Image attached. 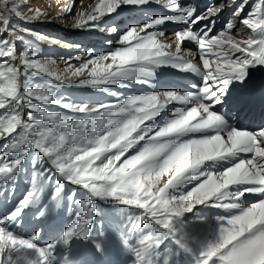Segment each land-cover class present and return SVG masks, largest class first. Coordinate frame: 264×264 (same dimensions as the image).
<instances>
[{"label": "snow or ice", "instance_id": "snow-or-ice-1", "mask_svg": "<svg viewBox=\"0 0 264 264\" xmlns=\"http://www.w3.org/2000/svg\"><path fill=\"white\" fill-rule=\"evenodd\" d=\"M75 4L73 0L61 11L71 13ZM153 4L168 14L153 17L130 28L118 40L108 41L119 45L112 52L96 56L88 51L86 56L68 57L61 73L53 67L57 60L37 58L38 41L49 45L61 42L23 26L43 13L33 12L20 0H0V186L15 178L32 149L42 154L46 164L34 172L29 191L16 208L0 216V264H52L58 246L67 248L74 239L103 237V230L94 223L96 198L138 210L126 220L130 231L141 234L135 241L121 240L134 264H175L178 253L189 255L192 264H256L257 257L264 255V199L250 206H242L241 201L248 192L264 193V127L249 132L230 123L239 104L231 96L233 89L248 88L252 71L264 69V16L260 11L264 0L239 20L243 28L238 29L234 22L244 11L241 2L233 20L215 33L213 18L236 0H223L200 14L186 0H97L76 14L73 27L98 28L103 17L122 5ZM25 8L33 14L25 15ZM205 21L208 23L200 28ZM169 23L179 26L171 33V40L162 28ZM233 30L247 38H235ZM17 42L23 44V50H18ZM185 42L194 44L195 50L186 52ZM73 60L80 61L79 66ZM161 65L198 77L195 91L132 95L113 105L96 107L64 103L50 92L58 85L99 90L120 85L122 80L150 78L151 69ZM85 74L87 78L79 82L72 79ZM41 75L47 78L46 85L34 87L33 77ZM255 95L264 113V88ZM44 104L82 115L49 113ZM170 104L179 106L169 109ZM166 110L169 119L162 126L149 123ZM33 113L42 119L37 120ZM138 144L140 147L129 154ZM208 161L227 166L220 172H209L201 167ZM53 173L57 186L51 200L57 206L65 181L85 190L86 199L77 201L74 193L69 195L68 199L78 205L75 219L58 242L40 245L38 233L17 236L10 225L38 200ZM193 183L191 190L181 191L182 186ZM198 205L222 208L229 215L217 218L215 236L193 255L183 217ZM165 241L175 244L178 252L162 248ZM96 249L103 252L101 243Z\"/></svg>", "mask_w": 264, "mask_h": 264}, {"label": "bare ground", "instance_id": "bare-ground-1", "mask_svg": "<svg viewBox=\"0 0 264 264\" xmlns=\"http://www.w3.org/2000/svg\"><path fill=\"white\" fill-rule=\"evenodd\" d=\"M199 2L196 8L197 14L203 12L205 8L213 4H219L218 0H195ZM240 0H236V4H229V8L235 10ZM73 0H40L41 5L32 8L28 3H23L27 7L33 9V12L39 10L46 11L50 20L49 22L44 20L45 16H40L39 19L35 20L37 30H42L41 35L50 37L60 41L54 45H49L46 52L50 50L58 52L59 58L58 64H64V60L68 57H75L77 55L86 56L88 51H91L94 55L99 56L104 53H109L112 49L116 50L119 45L115 43H108V41H115L125 34L130 28L134 26L142 25L148 22L151 18L156 16L167 15L165 9L157 5L147 6H133V5H122L117 8L110 15H106L99 22L98 28L85 27L83 29H77L73 27L74 19L76 14L81 11H86L89 5L97 2V0H76L75 8L71 13L62 12L61 8L66 4H71ZM191 3L192 0H186ZM259 3L253 2L251 7ZM194 6V5H193ZM55 7V8H54ZM217 17H214L215 27L213 32L220 31V24L223 22L225 17L224 11ZM261 15L264 16V8H261ZM63 13V14H62ZM25 15H32L29 13L27 8L24 9ZM234 18V13L232 15ZM59 17V18H57ZM238 18V17H237ZM38 22V23H37ZM238 22V21H234ZM91 23V22H90ZM208 21L202 22L199 25L200 28L204 26ZM177 24L169 23L162 26L166 33L171 34ZM225 25V24H224ZM224 27V26H223ZM103 29V30H101ZM108 29H114L113 33L107 31ZM247 34L250 35V30H247ZM233 35L237 39H243L236 35L233 30ZM174 39L171 35L169 39ZM17 42V48H21ZM61 44L73 45L71 47H62ZM74 45H78L75 47ZM195 45L190 42H185V51L195 50ZM53 59V58H51ZM72 63L75 66H79L80 61L73 60ZM166 68V72L171 74L166 84L162 85L160 90L157 89L156 83H159V79L154 77L153 74L149 79L148 83L143 85L135 86L130 89L114 88L115 96L125 97L128 93L133 95L137 92H147V94H157L161 92H193L194 84L199 83V78L190 72L180 71L175 67L168 65H161L151 69L154 71L156 68ZM160 69V71H161ZM159 71V73H160ZM164 77V78H165ZM176 84V82H179ZM261 88H264V69L253 70L251 73L249 87L233 89L231 96L234 100H238L239 104L235 107L232 112H235V116L232 117L230 123L237 129H246L249 132L256 131L258 128L263 127L260 119L264 113L261 112V101L258 93ZM163 89V90H162ZM120 94H118V92ZM99 98V102H103L110 95L108 92L96 93ZM95 98V97H94ZM91 99V101L94 100ZM179 105H169L168 108L178 107ZM258 114V115H257ZM169 119L168 111L162 112L154 121L149 122L153 126H162L166 120ZM193 136H199V134H190ZM144 143L143 141H141ZM140 142V144H141ZM138 144L135 148L131 149L132 152L136 151V148L140 147ZM222 163L224 162H205L201 167L209 172H220L224 170ZM46 166L45 158L41 153L32 149L28 155L25 156L19 170L15 174V178L7 181L6 184L0 186V216H7L13 211L18 203L24 198L25 194L29 191V181L32 179L35 171L40 170L41 165ZM226 164V163H225ZM64 192L62 194L59 205L57 206L54 201L51 200L54 189L57 186L56 174H51V178L41 189V194L38 200L26 207L20 217L10 225L11 230L17 236L28 237L35 234L38 235V243L40 245L50 244L58 242L63 235L67 227L73 222L78 212V205L68 199L69 195L74 193V199L84 200L86 199L85 190L78 189L77 186L68 184L66 181L63 182ZM193 184H187L182 186L181 191L187 192L191 190ZM234 188V186H230ZM237 187V186H236ZM210 203V202H206ZM97 215L94 223L97 227L103 230L104 236L88 240L74 239L69 247L58 246L52 257V264H134V257L132 254L124 251L121 240L128 239L135 241L140 232L130 231L131 225L127 222L126 217L134 214L138 210L132 209L129 206L108 203L103 199L96 198L95 200ZM43 213V214H42ZM229 215L222 208L218 207H205L204 205L195 206L193 211L185 214L183 217L186 222L187 231L185 235L188 239L189 247L192 249L193 255L199 251L201 246L206 242L213 239L216 234L217 218L227 217ZM199 217L200 219H197ZM144 231H147L145 229ZM101 243L103 252H98L96 244ZM162 248H167L170 251H177L176 245L171 241H165ZM175 264H192L191 257L184 253H178L175 257ZM256 264H264V255L258 256Z\"/></svg>", "mask_w": 264, "mask_h": 264}, {"label": "rangeland", "instance_id": "rangeland-1", "mask_svg": "<svg viewBox=\"0 0 264 264\" xmlns=\"http://www.w3.org/2000/svg\"><path fill=\"white\" fill-rule=\"evenodd\" d=\"M20 2L21 3H28L30 6H32V8L37 7L38 5H41V4H39L40 0H20ZM222 2H223V0H219V4ZM241 2H243L245 4V7H244V11L240 13V15H241L240 19L246 17L251 11H253L254 6L251 7V4L253 2H257V0H240L237 7L241 4ZM193 7L196 9L197 6L194 5ZM227 8L224 11L225 15L227 14L226 12L229 11V9H227ZM41 12L43 13V16H45L44 20L49 22L50 17L48 14H45L47 12L42 10V8H41ZM230 16H232V15H230ZM226 18H227V21L232 19V17H226ZM223 22L226 24L225 20ZM223 22L219 26L220 30L224 26ZM238 22H237V28L238 29L243 28V25H240ZM20 23L24 24L23 21H20ZM23 26L26 28L32 29L36 33H39V34L43 33L42 30H40V29L37 30V27H35L36 26L35 20L29 21L28 23L24 24ZM236 31L237 30H235V32ZM244 33H248L247 29H244ZM237 36H240L243 39L247 38V35H245V34H241V35H237ZM30 38L34 39V37H30ZM18 43H19L18 45H20V47H21V48H18V50H23V47H24L23 44L21 42H18ZM37 43L40 45V52H39L37 58H39L41 60L51 59V58H53V59L59 58L60 55H58V52L56 53L53 50H50L49 53L46 52V49L49 46L48 43H46L45 41H38ZM112 51H114V49H112ZM53 67H55L56 69H58L62 73L65 65L58 64L57 66H53ZM160 69L156 68L154 71H152L154 77H152L153 79L151 78L152 80H154L155 77L157 79H159L160 82L156 83L158 90H160L162 85L166 84V82L169 80L168 78L165 77V75H167V73H168V72H166V68L164 67L163 69H161V71H160ZM159 71H160V73H159ZM168 75H171V74L168 73ZM85 78H87L86 74L84 77H72V79L76 82H79V80L85 79ZM149 79H150L149 77H137L136 80H134V81L122 80L120 82V85H122V86H120V85H109V86H107L105 88H101L99 90L93 89L90 87H73V86H69V85H58V86L52 87L50 89V92L54 97H56L58 99L62 98V101L64 103H68V104H72V105H87L89 107H96L99 105H113V104L117 103L118 101L133 95L132 93H128L125 97H117L118 95L115 96L113 87H118V89H117L118 91L122 87L130 89L132 87L148 83ZM138 81H146V82H138ZM168 82H171V81H168ZM46 83H47V78L42 76V75L33 77V79H32V85L34 87L43 88L46 85ZM179 83H180V81L176 82V84H179ZM103 91L110 93V95L108 97H106L105 99H102L103 102L100 103L98 100L99 96L96 93L101 94V92H103ZM118 94H120V93L118 92ZM134 95H147V92H137ZM92 98H94L93 101H91ZM43 108L45 111H47L49 113H58V114H61L62 116H68V117L76 116V117H78V116L82 115L80 113L68 112L67 110L62 109L59 106L53 105V104H44ZM33 115L36 117L37 120L42 119V117L38 113H33ZM93 115H95V113H93ZM0 143H2V142H0ZM141 144H143V143L141 142ZM134 152H132L130 150L129 154H133Z\"/></svg>", "mask_w": 264, "mask_h": 264}]
</instances>
